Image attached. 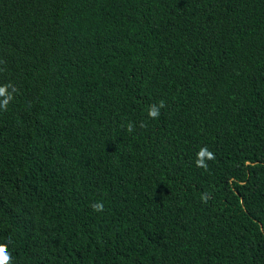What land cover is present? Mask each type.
<instances>
[{"label": "trees", "instance_id": "1", "mask_svg": "<svg viewBox=\"0 0 264 264\" xmlns=\"http://www.w3.org/2000/svg\"><path fill=\"white\" fill-rule=\"evenodd\" d=\"M5 85L10 264H264V0H0Z\"/></svg>", "mask_w": 264, "mask_h": 264}, {"label": "clouds", "instance_id": "2", "mask_svg": "<svg viewBox=\"0 0 264 264\" xmlns=\"http://www.w3.org/2000/svg\"><path fill=\"white\" fill-rule=\"evenodd\" d=\"M11 85L0 86V97H5L2 103H0V108L6 110L7 104L12 99V94L8 92V88ZM15 91V89H13ZM165 107V102L161 100L158 104H153L149 106L148 117L151 119H157L160 115V110ZM143 126V125H141ZM135 126L133 123L129 122L127 124V131L133 132ZM215 159V154L210 151L207 147H201L197 153V159L195 161L196 166L199 168L207 169L206 161H211ZM204 202H207V196L202 197ZM92 210L94 212H103L104 204L102 202H95L92 204ZM11 257L7 252L6 245H0V264H10Z\"/></svg>", "mask_w": 264, "mask_h": 264}]
</instances>
